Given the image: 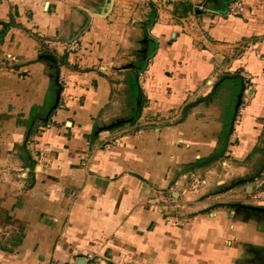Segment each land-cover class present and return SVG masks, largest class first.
I'll return each mask as SVG.
<instances>
[{
  "label": "crops",
  "instance_id": "0c3cea01",
  "mask_svg": "<svg viewBox=\"0 0 264 264\" xmlns=\"http://www.w3.org/2000/svg\"><path fill=\"white\" fill-rule=\"evenodd\" d=\"M109 1L0 0V264H264V0Z\"/></svg>",
  "mask_w": 264,
  "mask_h": 264
},
{
  "label": "water",
  "instance_id": "95a60500",
  "mask_svg": "<svg viewBox=\"0 0 264 264\" xmlns=\"http://www.w3.org/2000/svg\"><path fill=\"white\" fill-rule=\"evenodd\" d=\"M109 3L112 6L113 0H110ZM108 12H109V10H108ZM84 13H86V12H84ZM88 19H89L88 16H86V20H85L84 24L81 27H79L78 30H76L74 36H72L71 38L65 40L64 42L65 43H71V42L75 41L76 38H77V36H78V34L80 33V31L83 30L86 27L87 22H88ZM41 57L43 59L49 61V64H50L51 69H52V73H51L52 74V78H53L52 80H53V83H54V86H55L53 102H52L51 106L48 108L47 113H46V116L44 118V120H47L48 119V116L58 106L59 98H60V92L62 90V86L63 85L59 81V72H60V69H59V66H58V64L56 62L55 57L52 54H49V55L44 54ZM231 77H233V78H236V77L239 78V81H240V89H239V91L236 94V100H235V104H234V110H233L232 118L230 120V128H229L230 131L233 128V123H234L235 117L237 115V112H238V109H239V106H240L241 100H242L241 99L242 91H244V88H245V85L243 83V79H242V77L240 75L225 76L224 78H231ZM192 168L193 167H190V168H187V169H192ZM263 170H264V164H262V166L257 170V172L254 175L246 178L245 181H250V180L252 181L254 178H256L257 176H259L263 172ZM230 205H232V204H230ZM233 205L235 207H238V208L240 207V208L248 209V210H251V211H256V212H262V213H264V207L263 206L247 205V204H243V203H234Z\"/></svg>",
  "mask_w": 264,
  "mask_h": 264
},
{
  "label": "built area",
  "instance_id": "2783aa9c",
  "mask_svg": "<svg viewBox=\"0 0 264 264\" xmlns=\"http://www.w3.org/2000/svg\"><path fill=\"white\" fill-rule=\"evenodd\" d=\"M242 7V3L240 1H237V2H234L233 4H231L229 6V11L231 13H238V10L241 9ZM73 45V47H71ZM45 46L48 47L49 49H57L58 47H62L63 49H66V50H71L73 48L76 47V43L75 41L71 42V43H56V42H45ZM11 61L14 62L15 59L11 56L10 57ZM67 78L61 73L59 72V81L61 84H65ZM210 83V82H209ZM244 95H243V100H247L249 97H248V94L246 92V89L244 90ZM240 107V106H239ZM237 116V115H236ZM203 184V181L199 178H196V177H192L190 179V182H189V189L190 190H195V189H198L201 185ZM264 189V176L262 175V173L257 176L256 178H254V181H253V191L251 192V196L250 198L252 200H257L260 198V192ZM156 202V201H155ZM165 203H171L172 204V201L171 199L168 197L167 200L165 201ZM89 257L91 258L92 255L90 254Z\"/></svg>",
  "mask_w": 264,
  "mask_h": 264
},
{
  "label": "trees",
  "instance_id": "16d2710c",
  "mask_svg": "<svg viewBox=\"0 0 264 264\" xmlns=\"http://www.w3.org/2000/svg\"><path fill=\"white\" fill-rule=\"evenodd\" d=\"M44 52H49L50 54H52L55 57L58 66H60L62 63L65 62L66 55L65 54H63V55L57 54L55 49H52L51 50L48 47H46V49L44 50Z\"/></svg>",
  "mask_w": 264,
  "mask_h": 264
}]
</instances>
